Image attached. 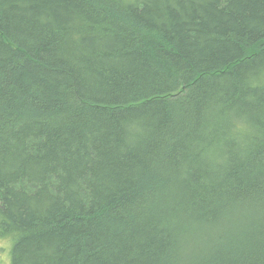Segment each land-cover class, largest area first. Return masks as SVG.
<instances>
[{"label":"trees","instance_id":"1","mask_svg":"<svg viewBox=\"0 0 264 264\" xmlns=\"http://www.w3.org/2000/svg\"><path fill=\"white\" fill-rule=\"evenodd\" d=\"M11 264H264V0H0Z\"/></svg>","mask_w":264,"mask_h":264},{"label":"rangeland","instance_id":"2","mask_svg":"<svg viewBox=\"0 0 264 264\" xmlns=\"http://www.w3.org/2000/svg\"><path fill=\"white\" fill-rule=\"evenodd\" d=\"M12 240L0 237V264H11L10 250L12 248Z\"/></svg>","mask_w":264,"mask_h":264}]
</instances>
